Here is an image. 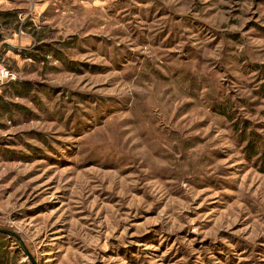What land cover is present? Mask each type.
<instances>
[{
    "label": "rangeland",
    "instance_id": "obj_1",
    "mask_svg": "<svg viewBox=\"0 0 264 264\" xmlns=\"http://www.w3.org/2000/svg\"><path fill=\"white\" fill-rule=\"evenodd\" d=\"M0 264H264V0H0Z\"/></svg>",
    "mask_w": 264,
    "mask_h": 264
},
{
    "label": "built area",
    "instance_id": "obj_2",
    "mask_svg": "<svg viewBox=\"0 0 264 264\" xmlns=\"http://www.w3.org/2000/svg\"><path fill=\"white\" fill-rule=\"evenodd\" d=\"M7 77L12 78V76L9 75V74L7 73V71H5L4 69H2V68L0 67V79H2V78L6 79Z\"/></svg>",
    "mask_w": 264,
    "mask_h": 264
}]
</instances>
